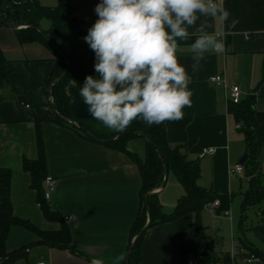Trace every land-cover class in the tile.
<instances>
[{"label":"crops","instance_id":"obj_1","mask_svg":"<svg viewBox=\"0 0 264 264\" xmlns=\"http://www.w3.org/2000/svg\"><path fill=\"white\" fill-rule=\"evenodd\" d=\"M57 2L43 0L47 5H56ZM70 2L75 7V16L82 21L81 28L88 30L98 18L94 8L99 0ZM216 2L231 15L227 21L219 17L210 21L213 27L209 31L224 39L228 51L223 55H208L201 62L200 70L191 73L194 53L191 44L195 36L176 38L177 58L193 77L188 86L191 105L183 108L182 119L166 120L167 136L171 145H180L190 159L200 162L201 186L221 194H232L233 199L240 194L243 201L248 177L245 172L232 174L231 169L247 152L244 135L235 128L238 122L228 111L227 89L213 84L210 77L224 74L229 83L239 85L244 98L255 94L257 110L264 111V0ZM206 21L207 18L202 16L195 27ZM41 26L48 29L50 21L42 20ZM195 27L189 31L195 32ZM16 29L0 25V48L8 61L14 86L5 85L0 75V167L12 171L11 196L15 214L44 230H59L64 221L71 232V246L82 254L38 244L29 248L27 258L14 264H38L40 261L47 264H91L94 258H103L108 264L111 257L121 252L127 257L132 243L131 229L141 209L140 169L124 152L88 139L70 126L51 120H43L38 126L35 116L55 115L51 85L57 58L55 52L44 44H22ZM57 43L66 51L70 49L64 38H57ZM80 55L87 61L88 68L95 72V54L85 42ZM145 146L144 139L137 138L129 142L128 148L143 157ZM204 147H215L216 151L201 156ZM41 155L45 159V177L56 179L48 203L58 214V220L45 217L39 203L41 193L32 186V175L24 168L25 159L37 160ZM259 162L264 171V147ZM41 189L45 191V179ZM154 191L166 213L174 210L178 199L185 193L172 171H169L165 185ZM211 204L217 210L219 205ZM254 210L259 222L256 216L259 212ZM69 215L73 220H65ZM194 231L193 213L147 229L139 264H187L184 247ZM203 231L205 238L197 252L190 253L188 259L195 258L197 264H247L244 260H225L228 255L234 256L237 250H246L240 239L231 252H223L215 248L204 223ZM239 235L238 230V238ZM244 237L248 240L246 233ZM216 238L219 240L218 236ZM216 238L213 240L217 242ZM39 239L36 233L24 227L13 226L7 250H18Z\"/></svg>","mask_w":264,"mask_h":264},{"label":"trees","instance_id":"obj_2","mask_svg":"<svg viewBox=\"0 0 264 264\" xmlns=\"http://www.w3.org/2000/svg\"><path fill=\"white\" fill-rule=\"evenodd\" d=\"M0 0V25L11 23L17 25V37L22 44L40 43L48 46L56 54L57 65L52 77V105L56 111L52 117L35 116L37 124L43 120H51L67 125L76 130L80 135L99 142L105 143L109 148L124 152L135 162L142 175L141 187V209L131 229V239L146 226L147 229L176 221L185 215H195V231L191 240L184 247V254L188 261V255L197 252L200 242L205 238L202 223V212L211 203L220 201L217 207L218 213L227 211L233 200L232 194H221L214 189H208L199 184L201 177V165L198 160L190 159L180 145H171L167 136L166 121L159 125L149 127L139 119L123 133H114L104 127L101 122L90 119L77 118L70 109L71 87L77 89L82 85L87 75L96 76V73L89 69L87 61L80 55V48L84 43L83 37L77 31L82 27V21L75 16V7L70 0H58L56 5H47L43 0ZM50 21L48 29L41 26L42 20ZM57 38H64L70 44L68 51L64 50L57 43ZM57 44L70 58L71 65L66 76L58 81V77L67 67L66 59L55 48ZM264 80V61H263ZM0 75L7 86H12L11 72L8 68V61L0 48ZM255 94L242 97L238 103L228 102V111L234 116L236 122L242 125L246 149L249 159L244 164L245 174L248 177V186L243 193L241 204L240 220L238 224L239 239L246 250H237L234 256L228 255L225 259L237 262L255 255L264 260V252L259 250L254 243L244 236L252 230L264 244V171L259 162V155L264 147V111L257 110ZM64 118L71 120L66 121ZM143 138L145 141V154L141 157L138 153L129 150V142ZM165 166L172 171L182 184L185 193L178 199L173 211L166 213L158 200L156 188L162 186L165 180ZM45 159L41 155L37 160L25 159L24 168L32 175V186L39 191V203L44 215L49 220H58L59 216L49 207L45 199V193L41 184L45 177ZM12 171L10 168L0 167V264H14L19 259L28 257L29 248L44 244L60 249H69L74 253L82 254L81 251L71 246V232L68 226L62 221L59 230H44L33 222L17 216L14 212L11 196ZM151 193L146 199L147 195ZM258 210L259 222L256 225L249 224V209ZM13 226H22L28 231L36 233L40 239L30 243L18 250L8 252L7 240ZM147 231V230H146ZM143 236L133 245L128 264H139L141 261V246ZM129 251V249H128ZM126 263V261H125ZM124 263V264H125Z\"/></svg>","mask_w":264,"mask_h":264},{"label":"clouds","instance_id":"obj_3","mask_svg":"<svg viewBox=\"0 0 264 264\" xmlns=\"http://www.w3.org/2000/svg\"><path fill=\"white\" fill-rule=\"evenodd\" d=\"M95 22L83 40L95 54L94 70L78 88L91 117L114 133L139 119L149 127L183 118L191 105L192 74L177 58L176 38L195 36L191 73L208 55L228 51L210 21H227L231 13L216 0H99ZM207 21L199 27L201 17ZM195 27V32L189 29ZM126 254L108 264H123ZM91 264H106L103 258Z\"/></svg>","mask_w":264,"mask_h":264},{"label":"rangeland","instance_id":"obj_4","mask_svg":"<svg viewBox=\"0 0 264 264\" xmlns=\"http://www.w3.org/2000/svg\"><path fill=\"white\" fill-rule=\"evenodd\" d=\"M237 192H239V189H237ZM241 204L242 198L239 194L232 200L230 208L225 212L218 213L216 207L213 204L208 205L203 210L201 215L202 222L206 225L209 233L212 235V243L215 242L214 246L216 249H220L223 252L229 253L232 251V247L238 244V220L241 211ZM254 211V208H250L248 212L250 216V225H256L258 223V219L254 216ZM262 213L263 211H261L260 214ZM216 236L219 237V240L216 238ZM246 237L248 240L254 243V245L259 248V250L264 252V244L261 242L260 238L255 232L249 230L246 232ZM215 238L217 242L213 240ZM250 264H264V260L262 262H254Z\"/></svg>","mask_w":264,"mask_h":264},{"label":"built area","instance_id":"obj_5","mask_svg":"<svg viewBox=\"0 0 264 264\" xmlns=\"http://www.w3.org/2000/svg\"><path fill=\"white\" fill-rule=\"evenodd\" d=\"M25 1V0H24ZM22 0H18L17 3H21ZM210 81L215 84V85H222L224 86L227 91H228V102L232 101L233 103H238L241 98L243 97L242 90L240 89L239 85L235 83H229L226 79V76L224 74H215L212 77H210ZM26 107H30L29 104H25ZM242 125L240 123H237L235 125L236 129H241ZM216 151L215 147H204L201 151V156H206V155H212ZM232 174H244L245 169L244 165L242 164H236L232 169H231ZM56 187V179L53 176H47L45 178V199L47 201L50 200L51 193L54 191ZM215 205H220V201L216 200L214 202ZM65 220L71 221L73 220V216H66ZM246 263H254V262H260L261 259L255 255H251L250 257L244 259ZM38 264H47L44 261L38 262ZM187 264H197V261L195 258H189L187 261Z\"/></svg>","mask_w":264,"mask_h":264},{"label":"water","instance_id":"obj_6","mask_svg":"<svg viewBox=\"0 0 264 264\" xmlns=\"http://www.w3.org/2000/svg\"><path fill=\"white\" fill-rule=\"evenodd\" d=\"M2 18L0 17V20H1ZM7 25H9V26H11V27H14V28H18V26L17 25H13V24H11V23H7ZM77 33H78V35L79 36H85L86 34H87V30H85V29H83V28H80V29H78V31H77ZM54 46H55V48L58 50V52L66 59V61H67V67L65 68V70L61 73V75L58 77V81H60V80H62L65 76H66V74L68 73V71H69V68H70V65H71V61H70V58L66 55V53H64V51L57 45V44H55L54 43ZM52 86H53V83H52V85H51V89H52ZM77 88L76 87H71L70 88V90H69V92H70V94H71V102H70V109H71V111L73 112V114L77 117V118H79V119H90V118H92L91 117V114L88 112V110H87V106L86 105H84L83 104V102L82 101H80V99H79V97H78V94H77ZM55 110V109H54ZM55 113H56V111H55ZM66 121H69V122H72L71 120H69V119H67V118H64ZM97 140H100V141H103V142H107V141H109V139H107V140H101V139H97ZM249 159V153L248 152H245V153H243V155L240 157V159H239V164H242V165H244L246 162H247V160ZM168 174H169V170H168V168L165 166V180H164V182H163V184H162V186L161 187H163L164 185H165V182H166V179H167V177H168ZM155 192V191H154ZM151 193H149L148 195H147V197H146V199H148V197H149V195H150ZM262 215H264V211H263V213H262ZM149 220H148V222H147V224H146V226H144L143 228H142V230L133 238V240H132V243H131V245H130V248H129V251H128V254H127V257H126V263L125 264H128L129 263V258H130V254H131V251H132V249H133V245L143 236V234L146 232V230H147V227H148V225H149Z\"/></svg>","mask_w":264,"mask_h":264}]
</instances>
